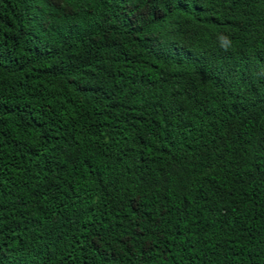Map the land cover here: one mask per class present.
I'll use <instances>...</instances> for the list:
<instances>
[{
    "label": "trees",
    "instance_id": "1",
    "mask_svg": "<svg viewBox=\"0 0 264 264\" xmlns=\"http://www.w3.org/2000/svg\"><path fill=\"white\" fill-rule=\"evenodd\" d=\"M0 264H264V0H0Z\"/></svg>",
    "mask_w": 264,
    "mask_h": 264
},
{
    "label": "clouds",
    "instance_id": "2",
    "mask_svg": "<svg viewBox=\"0 0 264 264\" xmlns=\"http://www.w3.org/2000/svg\"><path fill=\"white\" fill-rule=\"evenodd\" d=\"M220 41V46L223 48L225 51L229 50L232 47V41L229 37L221 35L218 37Z\"/></svg>",
    "mask_w": 264,
    "mask_h": 264
}]
</instances>
